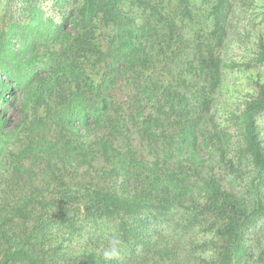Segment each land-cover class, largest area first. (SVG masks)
<instances>
[{
	"label": "trees",
	"instance_id": "1",
	"mask_svg": "<svg viewBox=\"0 0 264 264\" xmlns=\"http://www.w3.org/2000/svg\"><path fill=\"white\" fill-rule=\"evenodd\" d=\"M237 1L0 0V264H264V8L239 68Z\"/></svg>",
	"mask_w": 264,
	"mask_h": 264
},
{
	"label": "rangeland",
	"instance_id": "2",
	"mask_svg": "<svg viewBox=\"0 0 264 264\" xmlns=\"http://www.w3.org/2000/svg\"><path fill=\"white\" fill-rule=\"evenodd\" d=\"M236 7L239 10V13L237 15V17L239 16L238 20L242 18V21L237 26V30L233 33L236 39L234 41H228L225 47H223L222 51L228 60L235 61L240 65V67L238 66L239 68H244L246 66V61H248L253 55L252 49L253 46L255 47V27L260 26L261 24V18L257 17L255 12L258 11L259 13V11L261 10L260 8H264V0H238L236 3ZM242 31H249V37L241 36L240 39L238 35ZM246 47L249 49H247ZM238 67L234 70H228L229 73L227 75L226 84H232L231 86H233L234 88L236 87V89L242 90L244 87H250L251 82L250 79L245 74H243L241 72V69H239ZM260 70L264 79V65L260 67ZM5 115L9 119V123L7 126H9L10 128L18 124L24 116L20 109V105L14 108L7 107ZM261 129L264 136V116L261 118ZM224 166V163L218 162L217 170L220 172L225 171L226 169ZM247 176L248 174H245L242 176V178L239 179L240 184L246 183V181L248 180ZM258 227H260L258 229V231H260V234L257 242H259L260 244L257 243L258 245H255L256 248L262 246V244L264 245V219L258 224ZM252 243L255 242L253 241Z\"/></svg>",
	"mask_w": 264,
	"mask_h": 264
},
{
	"label": "clouds",
	"instance_id": "3",
	"mask_svg": "<svg viewBox=\"0 0 264 264\" xmlns=\"http://www.w3.org/2000/svg\"><path fill=\"white\" fill-rule=\"evenodd\" d=\"M120 244L121 241L116 238L112 237L109 241V246L105 248L103 255L106 260L111 259H118L120 257Z\"/></svg>",
	"mask_w": 264,
	"mask_h": 264
}]
</instances>
